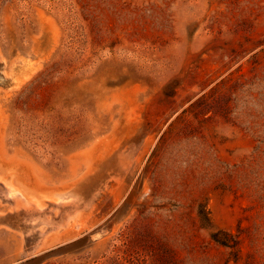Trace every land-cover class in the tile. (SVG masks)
Wrapping results in <instances>:
<instances>
[{"label":"rangeland","instance_id":"1","mask_svg":"<svg viewBox=\"0 0 264 264\" xmlns=\"http://www.w3.org/2000/svg\"><path fill=\"white\" fill-rule=\"evenodd\" d=\"M0 264H264V0H0Z\"/></svg>","mask_w":264,"mask_h":264},{"label":"trees","instance_id":"2","mask_svg":"<svg viewBox=\"0 0 264 264\" xmlns=\"http://www.w3.org/2000/svg\"><path fill=\"white\" fill-rule=\"evenodd\" d=\"M214 239H215V240H217V241H219L220 243H223V244H225V242H224V241H221L220 239H217L216 237H214Z\"/></svg>","mask_w":264,"mask_h":264}]
</instances>
